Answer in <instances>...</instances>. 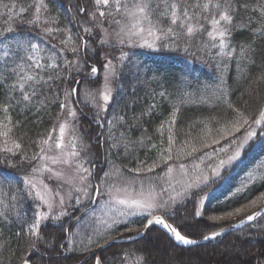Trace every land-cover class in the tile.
<instances>
[{"label":"trees","instance_id":"16d2710c","mask_svg":"<svg viewBox=\"0 0 264 264\" xmlns=\"http://www.w3.org/2000/svg\"><path fill=\"white\" fill-rule=\"evenodd\" d=\"M84 1L46 0L50 3V8L47 13L41 14L40 20L43 22L51 16L56 22L47 25L42 23L40 27L33 29L31 25L20 23V20L34 16L33 6L38 4L39 0H0V31L11 25L15 32L26 33L27 38H35V42L40 40L41 27L67 28L72 30L75 37V34L81 31L75 22L81 18L76 9L85 7ZM181 2L203 4L207 0ZM212 2L216 3L217 0ZM232 2L234 15L239 18L234 19L236 28L227 39L224 49L218 47V37L213 42L205 34L203 40L198 42L199 47H192L188 52L183 50V45L179 49L151 50L155 53H149L147 56L149 59L146 67L141 65L139 60L141 58L142 61V55L136 60L130 57L128 68L124 69L117 89L115 103L107 112L100 114L103 127H98L95 123V109L91 101L85 100L82 94L77 97L80 102L74 103L79 113L76 128L82 137L85 157L90 167L97 165L100 168L99 165L106 161L111 172L123 178H146L151 174L157 176L163 174L162 169L168 166H191L196 159L220 148L232 150L237 141L254 126V120L259 117L260 111L264 110V0ZM5 4H15L16 7L5 9ZM22 7L26 9L24 13H20ZM9 16L14 19L9 20ZM53 35L56 39L49 38L41 43L45 51L40 55L45 60L51 51H54L53 44L57 48L70 49L73 43L72 40L60 43L61 38L67 37V31H54ZM11 38L10 36L9 39ZM213 44L217 46L213 47ZM65 54L69 58L73 55L70 50ZM104 55L103 50L98 53V68L105 62ZM114 55H119L118 50ZM24 71L26 75L33 72L30 68H25ZM4 79L5 76L0 74V81ZM99 79L102 83V68ZM12 82L7 81L8 84ZM6 91L7 85L0 88V93ZM225 98L236 102L235 107L249 119L250 128L249 125L237 122L238 117L227 109ZM58 112L60 109L57 104H49L47 110L41 108L39 113L35 107H19L10 110L7 117L0 110V148L4 147L2 134L10 128L8 147H12L11 141L15 140L22 144V150L27 151L29 155L38 153L41 146L37 142L47 138L53 127L57 126L60 120L56 118ZM113 115L122 116L124 119L109 124ZM237 127L239 131H236ZM98 134L102 144L94 140ZM125 136L129 139L126 140ZM256 138L252 147L243 150L242 160L224 169L221 178L209 183L210 186L192 188L182 204L177 202L179 210L174 222L175 226L183 229L182 234L199 241L202 234L209 235L222 227L227 228L233 220L213 222L208 220V217H222L249 204L264 193V135H257ZM141 140L143 144L140 143ZM113 141L120 144L118 149L111 148ZM207 141L210 142L209 145ZM103 143L104 148L101 150ZM125 144H128L127 151ZM152 145L156 147L153 148ZM169 149L171 159H168ZM227 154L225 152L222 156ZM4 155L7 154L0 151V158ZM259 161L263 163L259 172L257 170L255 176L245 178ZM153 165H156L155 170L148 173L147 167ZM27 167L30 176L32 166ZM137 168L140 169V175L129 171ZM0 170L5 174L13 172L16 177L12 179L11 185H4L3 193H0L2 197L17 190L16 180L22 179L24 172L11 169L5 164H0ZM98 177L93 180L99 183ZM201 188L203 191H200ZM193 193L197 195L194 196ZM262 206L263 204L256 211ZM196 208L202 213L199 218H194L193 215ZM25 211L31 215L29 209L25 208ZM71 216L74 217L73 214ZM236 219L238 218L234 217V220ZM141 221L132 220L134 230L129 233L136 232L137 227L143 230ZM62 225L67 227L66 222ZM126 227H120L114 235H108L107 238L127 232ZM60 229L61 224L45 225V232L53 233L56 240L67 234L62 233ZM69 229L72 231V228ZM19 231V225L16 223H5L0 227V264H20V257L26 255L31 256L33 264H77L92 253L66 252L58 247L45 251V246L40 245L39 250L31 255L25 241L17 236ZM151 252L158 254V258ZM95 258L102 259L103 264H264V218H257V221L230 231L215 241L189 247L177 245L163 231L153 227L142 238L111 246ZM94 261L93 258L86 264H94Z\"/></svg>","mask_w":264,"mask_h":264},{"label":"snow or ice","instance_id":"6c2138e0","mask_svg":"<svg viewBox=\"0 0 264 264\" xmlns=\"http://www.w3.org/2000/svg\"><path fill=\"white\" fill-rule=\"evenodd\" d=\"M3 7L15 9L16 5L5 4ZM33 7L34 16L21 19L20 23L31 25L35 29L42 23L47 25L56 22L51 16H48L43 22L40 20L41 14L47 13L50 8V3H47L46 0H39L38 4ZM25 11L24 7L20 8V13ZM76 11L81 15V18L75 21L81 31L77 32L75 37L72 35V30L67 28L41 27L40 40L35 42V38H27L26 33L15 32L11 25L0 31V50H2L0 53V74L5 76V79L0 81V88L7 85V91L0 93V110L6 117L10 110L19 107H35L39 113L41 108L47 110L49 104H57L60 112L56 114V118L59 119L61 115L71 117L73 127H75L79 117L77 109L71 105L79 103L77 97L82 94L85 100L91 101V105L95 109V123L98 127H103L100 114L107 112L110 106L115 103L123 71L128 68L127 62L130 57L129 53L125 51L126 48L146 47L150 50L160 51L169 48L179 49L183 45V50L188 52L192 47H199L198 42L202 41L206 34L213 42L217 40L218 36V47L224 49L227 39L236 28L234 19L239 18L234 15L235 8L232 0H217L216 3L207 0L203 4L182 3L181 0H94V10L93 0H90L88 6L78 7ZM8 19L13 20L14 17L9 16ZM54 31L68 32L66 38H61V44L68 40H72L73 43L70 49L57 48L53 44L52 50L54 51H51L48 59L45 60L40 55L45 51L41 47V43L49 38L56 39V36L53 35ZM10 36L11 39H9ZM212 46L216 47L217 45L213 44ZM108 49L112 51H108ZM69 50L73 53L71 58L65 54ZM102 50L105 53V62L98 68L97 56ZM116 50H119V55H114ZM94 60L96 62H93ZM25 68L32 69V74L26 75ZM101 68L103 69L102 83L99 79ZM8 80L13 82L8 84ZM224 103L227 109L236 114L238 123L242 122L244 125H249V128L251 127L249 119L239 108L235 107L236 102L225 98ZM259 117L254 120L256 125H261L264 122V110L260 111ZM123 119L122 116L113 115L109 124L113 121H123ZM67 123L68 121L65 119L59 124L58 137H53L52 132L56 131V128L53 127L47 138L37 142L41 146L40 152L32 155L22 150L23 146L18 141L13 140L11 141L12 147L7 146L10 128L2 134L4 147L0 148V151L7 155L0 158V164L8 165L9 168L17 171L23 170L24 177L16 180L18 187L15 192L0 197V227L5 223L18 224L20 231L17 236L25 241L31 255L39 250L40 245L45 246V251L58 247L66 252H72L75 251L73 247L75 241L70 238L71 230L62 225L63 218L70 215L69 209L74 205L78 206L82 202V198L91 202L93 198H99L102 195L112 197L115 190L118 193L122 191L124 196L114 199V203L121 207L116 209L117 216H114L111 223L108 224V227L112 229L108 233L109 236L115 234V226L120 223L127 226V231H133V222L127 218L141 216L144 217V220L141 221L144 231L137 227L135 229L137 237L143 236L150 228L159 226L176 244L190 246L198 242L196 239L182 234L183 229L175 226L174 217L179 210L176 196L169 194L165 197L164 194L168 193L167 188H163L160 193L153 195L155 187L151 180L147 196H145L143 179L138 194L131 195L128 192V187L135 185V179L124 181L128 187L116 189L115 185L109 182L108 173L100 177L99 183H93V169L87 167L83 169V174L80 177L82 187L76 189L80 195L74 198L69 197L67 202L61 196L55 206L46 200L41 192L36 190V183L29 177L27 166L31 165L30 171L35 174L40 171V167L34 164V161H43L45 153L51 149L52 145L56 149L63 148ZM236 131H239L238 127ZM255 136L254 131H247L243 139L237 141L234 152L226 159L221 158L219 163L213 167V175L216 178H221V170H226L227 165L240 157L241 151L249 146V141ZM125 139H129V137L125 136ZM140 143L143 144V141L141 140ZM229 143L232 142L229 141ZM43 145H48L49 148L46 149L42 147ZM119 147L120 144L113 141L111 148L118 149ZM152 147L155 148L156 145H152ZM124 148L127 151L128 144H125ZM170 152L169 149L168 159H171ZM71 155L75 156L76 152H72ZM53 162L56 161L53 160ZM165 163L167 162L165 161ZM143 166V162H141V167ZM155 167L156 165L148 166L147 172H153ZM48 171L51 173L52 170L48 169ZM129 171L140 175L139 168L129 169ZM166 171L170 173L172 168L167 167ZM58 176V173H53L47 179ZM12 179H16L15 173L5 174L3 170H0V193H3L5 184L11 185ZM203 182L206 186H210L207 176L203 177ZM200 191H203V188ZM177 195L183 196L184 194L178 192ZM192 195L197 194L193 193ZM180 203L182 204L183 200ZM251 203L255 205L256 201L253 200ZM45 206L47 211H42L41 209ZM25 208L31 211L30 216ZM239 211L241 209H236V212ZM233 214V212H229L228 216ZM193 215L194 218H199L202 213L196 208ZM222 218L209 216L208 220L215 222ZM257 218H264V208L253 212L246 219H241L239 223H234L231 227L239 229L242 225L257 221ZM49 222L60 223L61 232L67 233V235L62 236L59 240L54 239L53 233L45 232V225ZM186 227H191V225H186ZM196 227L198 228L199 225ZM207 227L206 225L205 228ZM224 235V231L216 230L212 231L210 235L202 234V238L205 241H211ZM119 238L123 239L124 237ZM104 240L105 243H108L107 236L104 237ZM96 246L102 247L103 245L97 242ZM86 250L91 251V245L87 246ZM94 259L95 264H103L102 259L95 257ZM20 264H33L31 256H21Z\"/></svg>","mask_w":264,"mask_h":264},{"label":"rangeland","instance_id":"374dc122","mask_svg":"<svg viewBox=\"0 0 264 264\" xmlns=\"http://www.w3.org/2000/svg\"><path fill=\"white\" fill-rule=\"evenodd\" d=\"M89 3L90 0H85L84 1L85 7L88 6ZM93 10H94V0H93ZM125 51L127 52L131 51L129 57L133 58L134 60H136L139 56L142 55V61L141 58L139 60L140 62H142L141 65H144V67H146L148 64L147 62L149 57L147 56L149 55V53L150 54L155 53L146 47L126 48ZM71 107L76 108V105L72 104ZM78 117H79V113H78ZM259 118L260 117H258L257 119ZM65 119H67L68 123L65 128L63 148L56 149L55 146L52 145L51 149L45 153V159L43 161H39V160L35 161L36 162L35 164L40 167V171L36 172L35 174L31 173L29 176L36 183V190L40 191L41 194L44 196V198L48 200L50 203H52L54 206L59 201L61 196L67 202L69 200V197L74 198L80 195V193L76 191L77 188L82 187L80 177L83 174V169L90 167L87 164V159L85 157L86 155L84 150L85 147L82 141V137H80V135L77 133L76 124L75 127H73L71 117H66L65 115L60 116V120L57 126L55 127L56 131L52 132L53 137L59 136V124L64 122ZM253 124L254 126H252L249 130L254 131L256 133V136L251 141H249V146H246L244 149L248 147H252V145L255 144L257 135L258 136L264 135V122H262L261 125H256L255 123ZM243 137L241 138V140L243 139ZM217 139L218 137L215 138V140ZM94 140L96 141V143L99 142L102 144V139L100 138L99 134L95 136ZM209 144L210 142L207 141V145ZM42 147L46 149L49 148L48 145H43ZM235 147L232 150H227V148L224 149L220 148V150L213 151L211 152V154L204 155L200 157L198 160L196 159V161L191 166L189 165L188 166L185 165L183 167H181L180 165L168 166L172 168V171L169 173L165 171L166 169H162L164 173L158 174L159 178L158 175L155 176L154 174L148 175L146 178H136V177L123 178V176L119 174L112 173L110 166H108L105 163L106 161L104 162V164L102 163V165H99L100 168H98L97 165H94L92 166V169H93L94 177L96 176L102 177L104 176L105 173H108L109 182L114 184L116 189L128 187L124 183V181L135 179V185L128 187V192L131 195L138 194L140 183L141 180L143 179L145 196H147L150 187L149 181L151 180L153 182V186L155 187V192L153 193V195H155L156 193H160L163 188H167L168 193L164 194L166 195L165 197L171 194L173 196H176V201L180 203L181 200L185 201L186 199L185 197L187 196V194H189L188 192L192 188H198V185L199 187L205 185L203 182L204 176L208 177V184L218 179L212 173L213 167H215L219 163V160L221 158L226 159L228 155H231L234 152ZM101 148H102L101 150H103L104 143L103 145H101ZM243 150L241 151L240 157L232 161L230 165L226 166L227 169L233 163L242 160L243 158L242 156L244 154ZM72 152H76V155L75 156L71 155ZM225 152H227L228 154L222 156ZM53 160H55L56 162H53ZM261 162L262 161H259L256 165H254L252 169L247 173L245 178L249 179L250 175L252 177L254 174H256L257 170L259 172V170L263 167L262 166L263 163ZM48 169L52 170L51 173L48 171ZM223 170L224 169L221 170V174ZM53 173H58L59 176L54 177L52 179H47V177ZM242 178H244V176ZM93 183H98V182H95L93 180ZM178 192L183 193L184 195L183 196L177 195ZM123 196L124 193L122 191L118 193L114 190L112 197H109L108 195H102L99 198H93L91 202L89 200L82 198V202L78 206L74 205L69 209L70 215L64 217L62 223L66 222L67 227L66 226L65 227L72 228L71 231L72 236L70 238L75 241L73 245L75 251L78 252L88 251L86 250V248L87 246L91 245V251H88L91 253L98 248L96 246L97 242L100 245L106 244L104 237L106 236L108 237V233L112 231V229L108 227V224L111 223L114 216H117L116 209L121 207L120 205H116L114 203V199L116 197L123 198ZM254 200L256 201L255 205H252V203L250 202L249 204L239 208L241 209V211L236 212L235 210L233 211L234 214L232 216L229 217L228 214H226L222 216L223 217L222 219H219L216 222L218 221L223 222L225 220L231 219L230 221L232 220L233 221L230 222L229 224L233 225L234 223H239L241 219H246V217L248 215H251L253 212H255L259 208V206H261V204H264V193ZM41 210L47 211V207L45 206ZM72 214L74 215L73 218H71ZM234 217H237L238 219L234 220ZM143 218L144 217L141 216H135L127 219H129L130 221L137 219V221L139 222ZM47 224H54L56 226L60 223L49 222ZM123 226L126 225L123 223L116 225L115 226L116 231ZM222 229L225 228L222 227ZM136 235H137L136 232L129 233V231H127L120 233L117 237L115 236L111 237L110 239H108V242L130 239ZM119 237H124V238L121 239ZM151 253L154 257L158 258V254L153 252ZM136 264H142V262H138Z\"/></svg>","mask_w":264,"mask_h":264},{"label":"water","instance_id":"95a60500","mask_svg":"<svg viewBox=\"0 0 264 264\" xmlns=\"http://www.w3.org/2000/svg\"><path fill=\"white\" fill-rule=\"evenodd\" d=\"M262 208H264V204H263V206L261 207V209ZM260 209V210H261ZM254 222V221H253ZM250 223H252V222H250ZM247 225H249V224H245V225H242L240 228H242V227H244V226H247ZM239 228V229H240ZM234 230H238L237 228H233V227H231V226H229V227H227V228H225V229H221V231H224L225 232V234L227 233V232H229V231H234ZM144 231V230H143ZM148 232V230L145 232V234ZM144 234V235H145ZM143 235V236H144ZM210 235V234H209ZM143 236H141V237H143ZM141 237H137V236H135V237H133V238H130V239H127V240H117V241H115L114 243H113V241H111V242H108V243H106V244H104L102 247H100V248H98L96 251H94L93 253H91L86 259H84L82 262H81V264H84L85 262H87L88 260H90L91 258H93L98 252H100V251H103L104 249H106V248H108V247H110V246H113V245H116V244H122V243H125V242H129V241H133V240H137V239H139V238H141ZM173 240V239H172ZM212 241V240H211ZM208 242H210V241H205V240H203V238L201 239V240H199L196 244H194V245H200V244H205V243H208ZM178 245H180V244H178ZM181 246H184V245H181ZM190 246H192V245H190Z\"/></svg>","mask_w":264,"mask_h":264},{"label":"bare ground","instance_id":"6f19581e","mask_svg":"<svg viewBox=\"0 0 264 264\" xmlns=\"http://www.w3.org/2000/svg\"><path fill=\"white\" fill-rule=\"evenodd\" d=\"M117 245H121V244L119 243V244H116V246H117ZM113 246H115V245H113ZM110 247H111V246H110ZM98 248H100V247H98ZM98 248H97V249H98ZM108 248H109V247H108ZM97 249H95L94 251H96ZM106 249H107V248H106ZM104 250H105V249H104ZM94 251H93V252H94ZM93 252H92V253H93ZM101 252H102V251L98 252L96 255H99ZM89 255H90V254H89ZM89 255H88V256H89ZM96 255H95L94 257H96ZM88 256H87V257H88ZM87 257H85L84 259H86ZM94 257H93V258H94ZM93 258H91V259H93ZM84 259H83V260H84ZM91 259H90V260H91ZM83 260H82V261H83ZM90 260H88L87 262H89ZM82 261H80V262L77 263V264H81ZM87 262H85L84 264H86ZM94 264H95V261H94Z\"/></svg>","mask_w":264,"mask_h":264}]
</instances>
